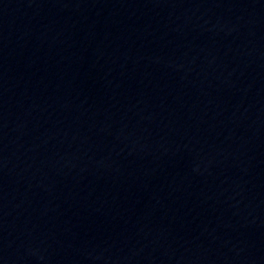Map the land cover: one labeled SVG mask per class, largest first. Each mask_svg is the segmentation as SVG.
<instances>
[{
	"label": "water",
	"instance_id": "1",
	"mask_svg": "<svg viewBox=\"0 0 264 264\" xmlns=\"http://www.w3.org/2000/svg\"><path fill=\"white\" fill-rule=\"evenodd\" d=\"M0 221L50 264H264V0H0Z\"/></svg>",
	"mask_w": 264,
	"mask_h": 264
}]
</instances>
